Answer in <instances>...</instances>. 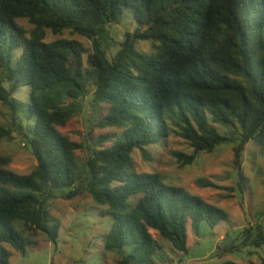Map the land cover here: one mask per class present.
Instances as JSON below:
<instances>
[{"label": "trees", "instance_id": "obj_1", "mask_svg": "<svg viewBox=\"0 0 264 264\" xmlns=\"http://www.w3.org/2000/svg\"><path fill=\"white\" fill-rule=\"evenodd\" d=\"M124 16L137 27L116 41L109 27ZM66 30L89 39L91 50L75 38L46 40L48 31ZM145 41L150 52L137 47ZM0 103L10 112L0 142L18 137L36 160L27 173L0 162V264H10L6 244L29 255L39 235L56 241L60 222L49 202L60 189L65 199L89 193L112 217L106 248L130 247L117 264H165L151 229L187 252L189 222L199 233L228 213L138 171L133 151L147 154L177 132L193 147L174 152L184 165L232 144L244 178L246 144L264 147V0H0ZM100 106L106 112L95 125L120 131L99 134L81 162L83 143L60 127ZM242 237L264 248L262 224H249Z\"/></svg>", "mask_w": 264, "mask_h": 264}, {"label": "rangeland", "instance_id": "obj_2", "mask_svg": "<svg viewBox=\"0 0 264 264\" xmlns=\"http://www.w3.org/2000/svg\"><path fill=\"white\" fill-rule=\"evenodd\" d=\"M27 28L32 25L20 20ZM137 23L133 18L124 16L121 21L109 27L110 35L120 41L126 31L133 30ZM60 37L75 38L91 50V41L84 36L65 31L62 34L47 32L46 40ZM150 42H140L137 47L150 52ZM118 46L111 43L109 55H113ZM105 107L92 111L86 108L84 113L74 116L62 133L82 142L83 149L77 151L81 162L85 161L89 147L94 146L96 137L101 133L119 132L120 129L95 125L105 114ZM88 113V116L86 115ZM90 118V121L87 118ZM10 112L0 103V121L8 124ZM214 125L220 132H226L221 124ZM190 154V143L172 132L166 141L147 147V154L136 148L133 158L140 172L158 173L168 183L179 184L206 201L225 209L228 218L221 220L215 227L203 222L199 233H194L188 223L187 252L176 250L163 239L159 232L151 229L153 236L160 242L159 263L175 264H221L233 260L239 264H262L264 248H253L243 243L242 231L249 224H262L264 227V147L254 140L245 146L242 158V173L239 179L234 163L232 144H222L212 152H202L191 164H181L174 152ZM6 162L4 168L27 173L36 164L29 150L18 137L0 142V162ZM238 181L243 185L238 187ZM68 190V189H67ZM60 189L58 196L49 202L50 214L60 222V231L56 241H49L39 235L37 244L29 255H22L10 244V264H117L126 255L130 247L106 248L104 239L108 234L112 217L100 213L102 206L96 204L89 193L65 199Z\"/></svg>", "mask_w": 264, "mask_h": 264}, {"label": "built area", "instance_id": "obj_3", "mask_svg": "<svg viewBox=\"0 0 264 264\" xmlns=\"http://www.w3.org/2000/svg\"><path fill=\"white\" fill-rule=\"evenodd\" d=\"M175 264H181V262L175 263Z\"/></svg>", "mask_w": 264, "mask_h": 264}]
</instances>
